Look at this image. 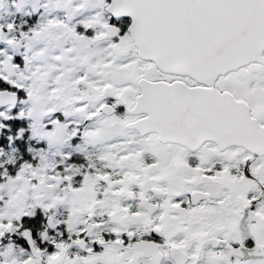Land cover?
I'll use <instances>...</instances> for the list:
<instances>
[{
  "label": "snow or ice",
  "instance_id": "obj_1",
  "mask_svg": "<svg viewBox=\"0 0 264 264\" xmlns=\"http://www.w3.org/2000/svg\"><path fill=\"white\" fill-rule=\"evenodd\" d=\"M0 264H264V0H0Z\"/></svg>",
  "mask_w": 264,
  "mask_h": 264
}]
</instances>
